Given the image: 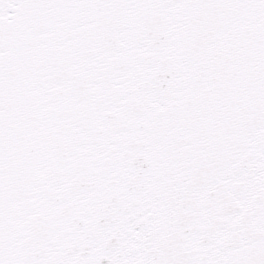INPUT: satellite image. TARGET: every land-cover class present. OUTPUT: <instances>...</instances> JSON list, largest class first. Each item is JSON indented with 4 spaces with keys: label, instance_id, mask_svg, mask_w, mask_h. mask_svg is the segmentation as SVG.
Instances as JSON below:
<instances>
[{
    "label": "snow or ice",
    "instance_id": "obj_1",
    "mask_svg": "<svg viewBox=\"0 0 264 264\" xmlns=\"http://www.w3.org/2000/svg\"><path fill=\"white\" fill-rule=\"evenodd\" d=\"M0 264H264V0H0Z\"/></svg>",
    "mask_w": 264,
    "mask_h": 264
}]
</instances>
